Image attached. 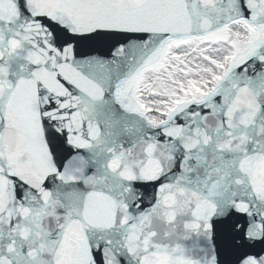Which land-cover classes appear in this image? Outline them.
I'll list each match as a JSON object with an SVG mask.
<instances>
[{"label":"water","instance_id":"obj_1","mask_svg":"<svg viewBox=\"0 0 264 264\" xmlns=\"http://www.w3.org/2000/svg\"><path fill=\"white\" fill-rule=\"evenodd\" d=\"M236 21L149 122L143 74ZM0 264H264V0H0Z\"/></svg>","mask_w":264,"mask_h":264},{"label":"bare ground","instance_id":"obj_2","mask_svg":"<svg viewBox=\"0 0 264 264\" xmlns=\"http://www.w3.org/2000/svg\"><path fill=\"white\" fill-rule=\"evenodd\" d=\"M227 26L228 33L223 42L220 41L212 43L200 38H192L191 40L181 43L177 42L174 46L168 49V52L159 68L149 70L143 74L135 88V97L137 104L142 108L143 114L149 122L158 124L166 118L169 109H173L177 103L187 101L192 98L198 99V95L195 94L187 95L186 97H179L173 103L171 101L172 99L163 98L162 101H170V103L167 104L166 108L158 106L161 100L153 94L155 88L153 87V81L155 78H166L167 76H176L179 78V75L181 74L180 68H182L181 60H185L187 64L195 67L196 65L203 66L209 62L206 60L208 58L205 57V55L211 57L213 52H216V48L225 46L229 48L230 54L221 74L223 71L228 69V60L231 59V48L228 43L230 44L231 41L244 39L247 31L244 22L242 21H236L228 24ZM199 72L201 73V70H199ZM216 80L217 78L206 80L202 92L206 93L211 90ZM178 90L181 91L180 89Z\"/></svg>","mask_w":264,"mask_h":264},{"label":"rangeland","instance_id":"obj_3","mask_svg":"<svg viewBox=\"0 0 264 264\" xmlns=\"http://www.w3.org/2000/svg\"><path fill=\"white\" fill-rule=\"evenodd\" d=\"M215 51L216 52H213L211 57L205 55V57L208 58L206 60L209 62L203 66L196 65L195 67L187 64L185 60H181L182 68H180L181 74L179 75V78L176 76L155 78L153 81V87H155L153 94L161 100L158 106L165 108L167 107V104L170 103V101H162L163 98H170L172 99L171 101H174L179 97H186L187 95L192 94L198 95V92H202L206 80L218 78L225 67L230 50L229 48L222 46L216 48ZM199 70H201V73Z\"/></svg>","mask_w":264,"mask_h":264}]
</instances>
